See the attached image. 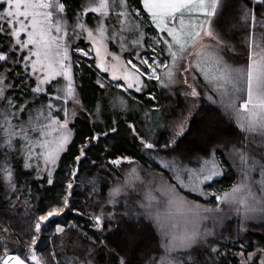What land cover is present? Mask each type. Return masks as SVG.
I'll list each match as a JSON object with an SVG mask.
<instances>
[{
  "label": "snow or ice",
  "instance_id": "1",
  "mask_svg": "<svg viewBox=\"0 0 264 264\" xmlns=\"http://www.w3.org/2000/svg\"><path fill=\"white\" fill-rule=\"evenodd\" d=\"M225 2L137 0L132 6L130 0H85L80 10L69 17L66 0H0V37L7 41L0 44V179L7 190L20 191L10 158L21 160L25 172H35L37 180H43L41 172H46V183L53 185L52 174L60 154L68 151L73 142L70 125L87 111L73 73L74 66L79 65L71 53L79 52L92 59L91 53L95 52V67L110 72L111 80L122 79L125 90L141 92L147 86L142 77L169 89L182 82L186 86L183 94L191 98L192 107L178 120L158 125L170 131L162 143L154 133L146 138L129 125L143 149L157 157L163 151L161 166L173 172L176 184L161 182L144 192L135 207L125 204L119 215L101 207L100 213L91 217L102 235L99 241H92L93 245H103L115 264H208L207 260L198 259L205 253L212 264H216L215 257L224 258V264H264V243L240 242L239 251L232 252L224 245H216L215 222L211 227L205 223L216 219L207 213H222L225 208L234 210L239 217L238 236L248 231L250 221L264 223V0H253L260 7L259 12L247 4L241 5L240 24L245 30L247 48L243 66H234L229 63L232 57H227L229 52L235 54L236 48L219 28ZM89 14H93L94 24L86 19ZM149 21L161 35L152 38L148 45L156 55L145 58L140 50L145 47L143 28ZM79 40H86L91 46L85 50L77 43ZM110 42L118 43L122 51L131 46L140 64L131 59L121 63L120 56L109 51ZM21 65L25 77L21 83L30 89L31 101L10 94L16 87L10 74ZM196 73L203 78V84ZM33 78L34 87L27 83ZM100 87L105 88V84L100 83ZM202 95L210 104L218 105L224 115L235 118L239 139L225 133L214 117L194 120V115H199L194 109L199 107L197 101ZM45 96L47 102L42 103ZM120 107L127 110L123 100ZM103 110L101 99L95 113L90 114L94 128L98 127ZM112 124L111 131L115 133L117 121ZM101 135L107 137L109 132L95 131L87 139L89 143L99 141ZM185 141L190 143L185 145L183 154L189 159L195 156L198 168H190L172 155ZM88 147L81 145L77 162L86 156ZM224 153L239 167V182L222 194L206 192L203 186L223 174L218 157ZM168 156L172 159H166ZM124 162L135 163L127 156L108 161L117 168ZM71 175L76 177V172ZM129 176L133 180L109 190L107 203L113 208L121 196H131L136 191L137 170L132 168ZM92 184L95 194V180ZM177 185L205 197L215 196L217 207L208 209L188 201L179 195ZM72 189L70 181L57 201L34 218L24 254L9 250L10 230L3 227L9 235L0 236V264H61L55 251L45 256L38 254L37 246L44 226L70 207ZM153 228L160 238L155 254L147 247ZM55 231L65 234L59 224ZM63 246L62 241L61 249ZM77 260L79 264H90L87 258L76 256L65 264H77Z\"/></svg>",
  "mask_w": 264,
  "mask_h": 264
},
{
  "label": "trees",
  "instance_id": "2",
  "mask_svg": "<svg viewBox=\"0 0 264 264\" xmlns=\"http://www.w3.org/2000/svg\"><path fill=\"white\" fill-rule=\"evenodd\" d=\"M83 1L66 0V11L69 17L74 16L80 10ZM130 3L132 6H136L137 0H130ZM242 4L253 7L257 12L260 11V7L254 5L253 0H228L225 3V9L226 7L227 9L230 8L233 12L230 14L231 16L228 15L227 17L231 19L233 29L235 27L238 30L237 32L231 31L225 23L220 26H223L224 32L233 38L231 44L235 45L236 51H238L236 58L245 62L246 50L242 39L245 30H241L240 21L236 19V15L241 12ZM86 19L90 24L95 21L91 19L90 15ZM144 27L147 33L156 34L154 29L148 26L147 23ZM6 43L7 41L0 37V44ZM77 43L85 50L90 47L83 40H79ZM71 55L79 65L78 67L74 66L73 73L79 85L78 92L87 111L79 114L74 123L70 125L73 128V142L68 146V151L62 154L59 163L53 170V185H48L46 178L37 180L34 172L26 173L23 169V162L21 160H11V158L10 163L16 169L20 191L15 193L8 191L3 180L0 179V236L9 235L3 232V227L7 226L10 230L8 247L12 253L24 254L26 252L25 242L32 235L30 224L33 223L36 216L45 213L57 201L59 194L65 191L70 181L73 182L70 207L61 216L53 218L44 226L37 246L38 251L45 250L54 240L55 236L53 235L57 224L60 226H75L90 241L102 239L100 233L93 229V222L88 217L91 208L89 207L90 200H88L87 195L88 191L91 190V182L95 180V187L98 188L99 195L105 196L106 184L110 177L114 175L113 169L108 163L113 158L131 157L144 169L156 172L165 179H170L168 171L161 166L163 151H161V156L157 157L155 153L150 154L148 150L143 149L129 125H133L136 132L146 138L154 133L155 138L162 143L163 140L168 138L170 131L158 125L170 124L184 115L187 109L184 98L179 93L173 92V90L170 91L160 87L157 81H149L147 78H143L147 86L141 92L127 91L121 83L109 80L105 74H101L96 70L92 53V59L82 56L79 52H72ZM17 72L20 75H17ZM24 78L22 67L17 66L16 71L11 73L9 77L10 81L16 85L14 90H10V94L13 96L19 95L23 99L31 101L30 89H25L21 83ZM27 83L34 86L33 80H29ZM100 83L105 84V88H101ZM116 85H120V87H116ZM151 97H155V99ZM101 99L103 100L104 110L100 116V121H97L98 127L94 128L93 117L90 114L95 113L97 103ZM121 100L126 103L127 110L121 109ZM41 102L46 103L47 97H43ZM195 112H199L198 116L194 115L195 121H207L209 118L214 117L219 120L224 132L230 134L232 139L239 138L232 120L228 119L217 106L201 99ZM113 121H117L115 125L117 131L115 133L111 131ZM95 131H108L109 135L107 137L101 135L99 141L94 140L89 143L87 137L93 135ZM189 143L190 141L182 143L180 149L172 155L189 167H198L200 164L195 156L189 159L183 154L185 145ZM82 144H88L89 147L86 150V156L77 162L76 156L79 155ZM166 159L170 160L172 156H168ZM94 161L95 163H93ZM218 162L223 166V174L204 187L206 192L220 194L235 183L236 177L225 153L218 157ZM73 171L76 172V177L71 175ZM82 180L89 182L88 190L87 188L84 190L78 189V183ZM178 190L189 200L210 205L214 204L213 195H210L209 199H204L181 188H178ZM240 242L245 244L249 242L264 243V227L251 228L242 235H229V237L216 238L215 240L217 246L224 245L232 252L239 251ZM150 244L148 249L151 250L153 249L152 246H155L154 241L152 240ZM97 245L99 243L95 246ZM2 247L0 245V250H2ZM97 256L105 264H115L106 248H102ZM67 259L66 256L64 259L59 258L58 260L61 261V264H65ZM198 259L207 260L208 264H212V259L206 253ZM215 260L216 264H224V258L222 257H215ZM233 264H235V261H233Z\"/></svg>",
  "mask_w": 264,
  "mask_h": 264
},
{
  "label": "rangeland",
  "instance_id": "3",
  "mask_svg": "<svg viewBox=\"0 0 264 264\" xmlns=\"http://www.w3.org/2000/svg\"><path fill=\"white\" fill-rule=\"evenodd\" d=\"M227 1L228 0H226V2ZM84 2H85V0L83 1V3ZM232 12L233 11L230 8H228V9H227V7H226V9L224 8V10H223V12L221 14L222 18H221V20L219 22V28L222 30V34L225 36V39L229 42V44H231L233 42V40H232L233 38L229 37L230 35L228 33L226 34L224 32V29L222 28L223 26H220V25L225 23V25L226 26L228 25V27H229V29L231 31H236L237 32L238 29L235 28V27L233 29V23H232L231 19L227 17ZM240 13L241 12H239V15L238 14L236 15V17H237L236 19H239V21H240ZM89 15H90V17L93 16V14H89ZM238 16H239V18H238ZM94 23H95V21H94ZM147 24H148V26H150V27H152L154 29L156 34L147 33L144 30L145 27L143 28V31L146 34L145 35V47L140 50V53H141V56H144L145 58H150L151 56H154L156 54L152 52L151 47H149L148 45L150 44L152 38H154V37H156L158 35H161V34L158 33V31L155 29L154 25H151L150 21ZM240 26H241V24H240ZM241 28H242L241 30H243V27H241ZM242 39H243V43H244V46H245V50L247 52L246 44L244 42L245 41V33H244V38H242ZM83 41L85 43H88L86 40H83ZM235 48H236V46H235ZM108 49H109V51L114 52L115 54L120 56L121 63H126L127 60L131 59L134 63H136L138 65L140 64V61L136 58L135 50L132 49L131 46H129V50L122 51L118 43H111L110 42L109 45H108ZM237 54H238V51H236L235 54L231 53V52L227 53V57H232V59H229V63L233 64L234 66H243L245 64V62L238 60V58H236ZM92 55H93V58H94V67H95V52H92ZM245 55H246V53H245ZM159 58L163 59V57H159ZM108 59H109V61H111V57H109ZM21 67L23 69L22 65H21ZM128 67L130 68L131 66L129 65ZM141 67L143 68L144 66L141 65ZM96 70H98L99 73H101V74H105L107 76V78L109 80H111L110 72H101L100 69H98V68H96ZM118 71L122 72V70H118ZM196 75L199 77V73H196ZM143 78H147V77H142L141 79L143 80ZM29 80H33V83H34V78L33 79H29ZM29 80H27V82ZM199 80H200V83L203 84V78L199 77ZM111 81L121 83V85L123 86L124 89H126V87H127L125 82L122 79L121 80H111ZM189 81L191 82V75H189ZM34 86H35V84H34ZM159 86H160V84H159ZM185 87L186 86L182 82H178L173 88H171V89L165 88V89L170 90V91L173 90V92L175 91L176 93H179V95H181L182 98H184V100H185V102L187 104V109L184 112V115H187V110L192 107V100H191V98H186L185 95L183 94V92L185 90ZM199 90L202 93L205 91L203 87H201ZM127 91H132V92H135V93H139V92H136L134 89H127ZM209 94L215 95L214 93H211V92ZM201 99L205 100L206 102H208L206 99L203 98V95L201 96L200 100ZM199 101H197L198 104H199ZM215 106H217L220 109V111L223 113L222 109L218 105H215ZM197 108L194 109V112L197 110ZM225 116L228 119L232 120V122H233V124H234V126H235V128L237 129V132H238L237 121L235 120V118H230L227 115H225ZM63 153L60 154V158H61ZM225 154H226V158H227V160H228V162L230 164V167H231V169L233 170V172L235 174V177H236L235 183H238L239 179H240L239 167L237 166V164H235L229 158L227 153H225ZM133 161H135V160H133ZM58 163H59V161L57 162V164ZM109 165H110L111 169H113L114 175H112L110 177L109 181L106 184L107 187H106V191H105V196H100L99 195V191H98L97 187H96V193L93 194L92 182L90 184L91 185V190L88 191V195H87L88 200H90V206L89 207L91 209H90V212L88 213V217L90 219H91V217L93 215H97V214L100 213L101 207H103L105 209V212L114 211L118 215L124 211L125 204H128L131 207H135V205L138 204L139 200L143 197V193L144 192L159 186V184L161 182H166V183H169V184H176V181L173 178V172L170 171L167 168H164V167L163 168L168 171V174L170 175V179H165L163 176H161L160 174H158L156 172L144 169L136 161H135L134 164H131V165L128 164L127 162H124L118 168L112 166L111 164H109ZM41 167L43 168L42 162H41ZM49 167H51V166H49ZM198 167H194L193 169L198 168ZM132 168H135L137 170L138 175H139V179L135 181L136 191L133 192L131 194V196H121L119 198V202L115 205V208H113V205L107 203L109 190L115 185L123 184L126 180H128V181L133 180V177L129 176V172H130V170ZM190 168H192V167H190ZM35 176H36V173H35ZM41 176H43L44 178L47 179V173L46 172L42 171L41 172ZM219 177L220 176L214 178V180L218 179ZM256 178L259 179L258 176ZM141 181L143 183H141ZM206 185H208V184H206ZM206 185H204L203 188ZM88 186H89V182H87V180H82V181H80V183H78V189L79 190H84L86 188L88 190V188H89ZM231 187L228 188L227 190L223 191V192L230 191ZM178 188H180V187L177 185V191H178L179 195L182 196V197H185V196H183V194H181V192H179ZM181 189L184 190V191H187V192H191V193H193V194H195V195H197L199 197H202L204 199H209V197H210V195L205 197V195L201 194L200 192L190 191V190H188V188H181ZM222 193H220V194H222ZM213 197H214L213 198V202H214L213 205L204 204V203H200V202H195V201L187 199L186 197L185 198L188 201L200 204L202 207H206L208 209H215L217 207V202L215 200V196H213ZM221 207H223V206H221ZM206 215H209L210 217H216L215 221L213 219H209V220H207L205 222V223L208 224L209 227H211L213 225V223L215 222L216 238H220L221 239V238L229 237V235L237 236L238 226H239V217L237 216V214L235 213L234 210L233 211H229L227 208H225L222 213L210 212V213H207ZM62 227L65 228V234H63V235L56 234V231H54V235H53V236H55L54 240L50 243V245L47 248H45V250H43L42 252L38 251V254H44L45 256H47L50 252L55 251L57 253V259H59V258L60 259H64V257H66V256L68 258L76 256V257H79V258H87L90 261V264H105V262L99 260V258L97 256L98 252L102 248H104L103 245H100V244L97 245V246L93 245L92 241L86 239L84 234L80 230H78V228H76L75 226L70 225V226H62ZM256 227H258V228L264 227V223H262L259 220H254V221H250L249 222L248 230L251 229V228H256ZM93 229L96 232H99V231H97V229L94 226H93ZM244 233L245 232H241L239 235H242ZM100 235H101V233H100ZM104 235H107V233H105ZM150 235H149V238H148V241H147V247L149 246V244L153 240L155 246H152L153 249H151V253L155 254V252L158 250V245H159L160 238L156 234V230L154 228L152 229ZM101 238H102V235H101ZM62 241H63V245H64L63 249H61V247H60ZM28 264H31V262H28ZM77 264H79V260H77Z\"/></svg>",
  "mask_w": 264,
  "mask_h": 264
}]
</instances>
